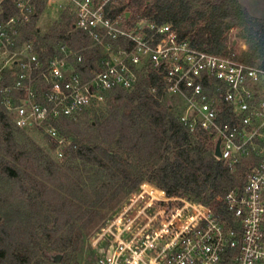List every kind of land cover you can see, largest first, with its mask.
<instances>
[{"label": "built area", "instance_id": "obj_1", "mask_svg": "<svg viewBox=\"0 0 264 264\" xmlns=\"http://www.w3.org/2000/svg\"><path fill=\"white\" fill-rule=\"evenodd\" d=\"M13 1L16 12L0 20V96L17 128L44 129L58 140L54 122L78 119L153 72L165 96L182 103L180 120L190 132L209 133L214 147L220 140L221 157H215L246 169L242 185L224 198L227 219L202 203L167 197L177 204L154 215L153 221L163 219L158 228L147 229L149 223L132 233L121 220L116 234L114 225L107 228L104 235L113 239L98 264H264V63L201 50L168 23L132 26L128 10L110 16L134 0ZM42 3L63 8L71 32L82 33L89 45L61 43L50 54L25 39ZM91 50L101 53L95 62Z\"/></svg>", "mask_w": 264, "mask_h": 264}, {"label": "trees", "instance_id": "obj_2", "mask_svg": "<svg viewBox=\"0 0 264 264\" xmlns=\"http://www.w3.org/2000/svg\"><path fill=\"white\" fill-rule=\"evenodd\" d=\"M197 1L134 0L129 5L117 6L109 14L116 17L128 10L132 15L129 20L132 26L141 20L157 24L168 23L181 39L189 38L193 46L201 50L221 56H234L236 60L249 65L264 63V21L250 15L239 0L210 2L201 8H196ZM3 4L2 19L16 12L13 0H5ZM37 20L38 15L32 17L28 25L30 28H25V39H33L30 31H36ZM232 30L237 31V38L247 46V50L236 53L233 42H229ZM35 46L40 51L46 49L50 54L53 53V46L45 41L42 44L36 43ZM154 87L157 88V93H152L151 89ZM116 92H112L115 93V98L106 99L100 110L92 107L86 112L90 119L81 126L87 140L73 151V159L83 160V165L72 161L62 166L57 165L50 176V180L57 181V190L53 191L54 195L57 194L60 205L52 210L55 213L57 211V218L43 225L45 233L42 241L57 237V242L65 253L73 244L74 236L79 240L83 230L97 227L102 220L100 215L103 211L106 215L103 222H106L116 206L132 196L144 182L155 184L166 192L168 198H187L209 206L225 219L228 214L224 198L230 189L242 185L240 176L215 157L211 135L200 129L191 133L181 122L174 107L165 102L169 98L163 93L160 76L152 72L143 85L139 84L132 91ZM0 105V135H8V142L13 145V151L8 155L13 163L5 168V173L15 184L21 186L22 193L24 196L28 195L31 205L37 204L40 201L38 199L53 191L47 183L43 186L30 175L24 176L25 169L22 166L25 161L35 160L34 168L43 176V168L38 161H41V151L28 154L22 150L17 151L11 137L13 133H7L12 129L11 125L15 127L13 115L1 104V99ZM103 106H108L107 111H103ZM76 124L80 126V123ZM21 160L24 163L19 165ZM50 163L52 166V162ZM238 168L246 171L240 166ZM51 169L52 167L49 168ZM107 173L102 185H89L83 178L84 174H89L101 180L102 174ZM91 190L96 197L90 194ZM35 192L37 196L33 194ZM41 203L46 204L43 200ZM110 203L112 205L108 207ZM162 205L170 207L176 203ZM64 207L71 215H79L78 222L85 221L83 228L70 225L69 220L65 224L61 223L60 214ZM118 212L112 214V217L115 218ZM113 218L94 236L102 234ZM75 230H78L77 233ZM45 253L48 257L47 250ZM12 259L8 256L7 249L0 251V264H8ZM14 259L20 260L18 257ZM64 262L70 263L67 254Z\"/></svg>", "mask_w": 264, "mask_h": 264}, {"label": "rangeland", "instance_id": "obj_3", "mask_svg": "<svg viewBox=\"0 0 264 264\" xmlns=\"http://www.w3.org/2000/svg\"><path fill=\"white\" fill-rule=\"evenodd\" d=\"M4 1L5 0H0V20L4 14ZM219 1L221 0H198L195 6L196 8H201L206 3H215ZM239 2L241 6L250 13V15L264 21V0H239ZM62 9L63 8L60 9L57 4H39V15L35 26L36 31L32 33L30 31L33 39L29 41H31L33 45H36V43L42 44L43 41L49 43L54 48H57L61 43L68 44L74 48L89 45V40L85 38L82 33L71 32L72 20L67 14H64ZM27 27L26 29L30 28V26ZM236 34V30H232L229 33V42H233L236 53H241L242 51L247 50V46L237 38ZM90 52V62H95L101 56L99 51L91 50ZM147 77L146 74L143 75L140 78V84L143 85ZM1 85L2 84L0 83V87ZM107 96V99H111V97L115 98V93L108 94ZM0 99L1 104L4 106L1 96ZM165 102L172 105L181 118L184 107H182L180 100L168 99ZM102 105L98 106L97 109L100 110ZM1 108L2 106L0 105V109ZM102 108L104 109L103 111H107L108 106H103ZM89 119L90 118L87 117V114L84 113L76 120L61 119L54 122V125L57 126V129L59 130L58 140L52 138L48 134V131L44 129L37 127L19 129L16 126L14 127V125H11L12 132L8 131L7 133H13L11 137H13L15 141V148L18 152L22 150L24 153L28 154L32 151H41V161H38L41 162L40 164L43 168L44 175H40L39 171L34 168L36 161L32 160L30 162L25 161V164H23L22 169H25L24 176L27 177L30 175L32 179H37V181L42 183L43 186L47 183L50 190L56 191L57 181L54 182L53 180H50V176H52L51 173L57 169V165L62 166L70 161L78 165H83L84 163L83 160L73 159V151L77 149V146L86 142L87 138L83 135L85 132L81 125H84ZM76 122L80 123V126H78ZM70 123H72V125ZM8 137V135H0V251L7 249L8 256L11 259L13 257L20 258V260L13 258L8 264H68L64 262L66 254L70 259L69 264H96L97 259L102 255V251L108 248L113 239L111 232H106L104 235L106 229H109V227L114 225L112 232L116 234V224H118L119 220L122 221L124 226H129L131 224L129 229L131 232L133 231L132 233L138 232L149 223L150 225H147V229L158 228L160 222L163 221V219L160 218L154 221L151 219L162 209V207L169 208L162 205L167 201V198H164L167 197V194L164 190L155 186V184L153 185L144 182L132 196L127 198L120 205H117L116 209L109 214L107 221L114 217L113 215L116 211H119V214L109 222V225H107L105 230H103V233L99 236L95 237L94 235L107 223V221L103 222L105 215L104 211L100 215L102 220L98 223V226H93L94 228L89 227L88 229L83 230L82 237L80 238L81 240H78L74 236L72 240L73 244L66 249V253L62 251L60 244L57 242V237H53L52 239L43 242L42 238L45 233L43 225L48 221H53L57 218V211L56 213L52 212L53 209L57 208V205H60L59 201L57 202V194L54 195L55 193L53 191L52 194L45 195L43 198L38 199L37 201H40L37 202V204L31 205L29 203L28 195L26 194L24 196L21 186L15 184L9 175L5 173V168L13 163L8 159V155H11V152L13 151V145L8 142ZM214 146L215 141L212 137V147L215 155ZM50 162H52V166H50ZM21 163H24V161L22 162L21 160L19 165H21ZM50 167H52L51 170H49ZM232 171L236 173V175L238 174L240 180L243 182L246 171L243 172L242 169L238 167L232 168ZM88 175L89 174H84L83 178L89 185H102V181L106 179L105 176L108 175V173L102 174L103 177L100 178L101 180ZM28 183H31V180H28ZM162 192H165V194L163 195ZM33 194L37 196L36 192ZM90 194L94 195L93 197H96L93 190L90 191ZM42 200L45 201L46 204L42 205ZM151 203L153 204L150 207ZM168 203L171 202H167V204ZM49 204L52 206H48ZM111 205L112 204L110 203L107 206L111 207ZM171 207L172 206L170 205V208ZM61 212V223L65 224L69 220L70 225L75 224L76 228L82 227L85 223V221L82 222V220L78 222L79 215H71L65 207L61 209ZM143 212H145L146 216L142 214ZM140 213L142 216L137 218ZM88 217L89 216L86 217V220ZM77 231L78 230H75V233H77ZM42 242L43 244H41ZM44 248L48 251V257L45 255L46 250H44ZM94 248L96 251H94ZM57 254L63 255L60 263H57L52 259V256Z\"/></svg>", "mask_w": 264, "mask_h": 264}, {"label": "water", "instance_id": "obj_4", "mask_svg": "<svg viewBox=\"0 0 264 264\" xmlns=\"http://www.w3.org/2000/svg\"><path fill=\"white\" fill-rule=\"evenodd\" d=\"M127 16H130V13H127ZM212 137V135H211ZM220 140L217 141L216 147H215V156L217 157H221V151H220ZM63 255L62 254H57L52 256V259L57 262L60 263L62 261Z\"/></svg>", "mask_w": 264, "mask_h": 264}, {"label": "crops", "instance_id": "obj_5", "mask_svg": "<svg viewBox=\"0 0 264 264\" xmlns=\"http://www.w3.org/2000/svg\"><path fill=\"white\" fill-rule=\"evenodd\" d=\"M163 197V196H162ZM164 198H167V197H164Z\"/></svg>", "mask_w": 264, "mask_h": 264}]
</instances>
